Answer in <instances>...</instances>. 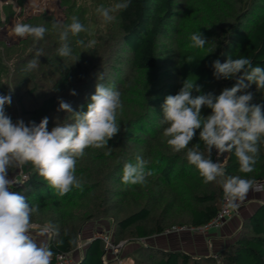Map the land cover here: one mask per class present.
<instances>
[{
	"label": "trees",
	"instance_id": "1",
	"mask_svg": "<svg viewBox=\"0 0 264 264\" xmlns=\"http://www.w3.org/2000/svg\"><path fill=\"white\" fill-rule=\"evenodd\" d=\"M204 1L203 9L213 6L221 21L207 27L208 34L215 31L211 45L203 51L178 48L170 62L162 61L158 45L178 14L177 0H129L126 9L111 13L114 18L105 22V31L98 29L97 18L101 15L96 9L124 0H71L69 9L81 7V23L87 29L68 37L72 56L80 55L74 64L72 57L58 55L62 44L59 38L49 43L50 34L59 36V30H51L53 23L46 17L33 21L34 26L47 29L42 40L29 36L13 50L0 44V94L11 90L12 103L5 106V111L13 122L22 119L26 125L33 121L38 124L48 117L51 130L56 122H72L71 113L57 111L59 99L70 103L75 111H86L97 83L115 85L121 92V131L107 148H87L84 157L77 161L75 174L82 181L81 188L73 187L60 196L30 164L9 170V177L19 172L25 176L11 190L26 196L30 205H39L33 224L58 229V235L52 234L48 241L54 253L51 264H55L56 254L69 255L77 249L87 222L108 221L113 228V242L118 244L159 236L172 227L200 228L219 210L221 185L215 181L205 183L196 167L188 163L187 149L173 153L162 136L166 127L161 123L162 104L168 95L177 94L186 79L195 81L205 94L219 95L224 88L233 87L236 77H214L212 63L217 59L223 63L244 56L251 59L253 66L264 68V0ZM78 40L96 43L89 48L78 45ZM38 49L44 53L39 57L38 68L25 72V65ZM11 59L14 61L10 64ZM44 64L51 74L48 82L40 78L42 70H46ZM175 80L179 83L177 88L171 84ZM70 90L77 94L70 95ZM249 91L253 93L251 103L264 105V90L257 91L252 85ZM201 114L210 115L211 109L203 107ZM196 144L207 156L199 130L189 147ZM259 149L250 173L240 172L234 151L219 156L213 151L211 158L224 166L226 177L263 181L264 142ZM137 155L148 161L145 171L152 174L147 176L145 185L124 184L123 167L125 163H135ZM104 254L103 242L94 238L75 264H102ZM217 255L219 264H264V204L242 220L236 240ZM131 259L133 264H217L212 256H190L145 245L136 249Z\"/></svg>",
	"mask_w": 264,
	"mask_h": 264
},
{
	"label": "clouds",
	"instance_id": "2",
	"mask_svg": "<svg viewBox=\"0 0 264 264\" xmlns=\"http://www.w3.org/2000/svg\"><path fill=\"white\" fill-rule=\"evenodd\" d=\"M128 6L129 0H124L111 7L101 5L96 11L105 22H110L114 18L112 12ZM71 21L59 33L62 44L57 52L60 57H72L74 64L80 55L78 58L72 56L67 43L69 33L76 36L87 29L76 16ZM46 31L42 25L16 22L9 35L42 40ZM190 39L194 48H204L208 43L200 32L193 33ZM77 43L90 48L96 42L85 44L78 40ZM43 54V49H38L24 71L38 68L39 57ZM212 67L217 80L236 77L235 85L214 95L202 93L195 81L184 80L177 94L168 95L162 104L161 123L166 125L162 136L173 153L187 149L188 163L196 167L205 183L218 182L227 206L235 208L253 190L254 181L241 176L226 177L224 166L213 161L211 153L215 151L219 156L234 151L240 172L254 170L259 145L264 142V105L251 103L253 93L249 89L255 85L257 91L264 90V68L253 66L251 59L244 56L229 58L223 63L217 59ZM194 91L196 95H193ZM76 94L75 90H70V95ZM11 103V90L9 94H0V264H51L54 253L49 244L33 234L32 217L38 214L39 205H30L26 196L11 190L15 180L9 178V170L30 164L60 196L73 187L81 188L82 181L75 174L77 161L84 157L87 148H107L109 141L121 131L118 122V110L123 108L121 92L115 85L97 83L86 111H75L70 103L59 99L57 111L71 113L72 122H56L51 130L48 117L38 124L33 121L26 125L22 119L13 122L5 111V106ZM203 107L211 109V114L203 116ZM197 130L207 156L199 144L189 147ZM147 163L140 155L135 157V163H125L122 183L145 185L147 176L152 174L145 171ZM52 234L58 235V229L51 225L40 229L41 236ZM62 243L58 241V244Z\"/></svg>",
	"mask_w": 264,
	"mask_h": 264
},
{
	"label": "rangeland",
	"instance_id": "3",
	"mask_svg": "<svg viewBox=\"0 0 264 264\" xmlns=\"http://www.w3.org/2000/svg\"><path fill=\"white\" fill-rule=\"evenodd\" d=\"M6 3L8 4H5L4 0H0V44L9 50L20 47L28 38H19L9 35L10 29L16 22H24L34 25L33 21L36 18L46 17L51 23H53L52 25L50 24L51 30H59V35L63 26L66 25V23L68 24V21L69 24L72 22L71 18L73 16H76L80 22L82 21V9L79 5L71 10L69 9L71 0H6ZM204 6L206 5L203 0H177L176 11L178 14L176 15V18H174L172 27L167 29L168 34L161 38L158 45L159 50L162 53V61L170 62V57H172V54L178 48L188 47L194 50L203 51L204 48L211 45L210 39L214 37L215 31H213V34H208L210 33V28L207 27L213 22L217 21L218 23V12L213 6L203 9ZM97 19L99 22V31H105L106 26L103 17L99 16ZM196 32L202 33L209 41L204 48L191 47L192 41L190 37ZM55 34L56 33L50 34V44L59 40V36H56ZM70 34L71 33H69V35ZM12 55H14V53L10 56ZM13 61L14 59H11L9 63L11 64ZM43 68H46V70H42L40 78L45 82H48L51 77L50 71H47L49 67L44 64ZM173 82L174 83L171 84L177 88L179 85L178 81L175 80ZM15 175L9 178L11 179ZM41 228L42 227H40V229ZM107 233L113 241V228L108 221L87 222L83 226L82 233L78 238V246L75 250L76 253H74L76 259L73 260L71 257L72 264H75L78 261L79 257L82 255L84 247H86L93 238L101 237ZM108 236L107 238H109ZM141 245L147 246L145 241L143 242L142 240L124 241L117 244L118 252H120L123 259V264H133L131 255ZM109 259V264H116L111 256H109Z\"/></svg>",
	"mask_w": 264,
	"mask_h": 264
},
{
	"label": "crops",
	"instance_id": "4",
	"mask_svg": "<svg viewBox=\"0 0 264 264\" xmlns=\"http://www.w3.org/2000/svg\"><path fill=\"white\" fill-rule=\"evenodd\" d=\"M262 204H264V190L257 192L250 190L246 198L238 202L236 212L226 220L221 229H209L203 233L190 231L164 233L142 241H145L148 247L161 251H179L190 256L213 257L236 240L242 220L249 217ZM33 234L35 238L46 240L48 243V236H41L40 229L33 230ZM74 253L76 252L71 253L69 258L75 260Z\"/></svg>",
	"mask_w": 264,
	"mask_h": 264
},
{
	"label": "built area",
	"instance_id": "5",
	"mask_svg": "<svg viewBox=\"0 0 264 264\" xmlns=\"http://www.w3.org/2000/svg\"><path fill=\"white\" fill-rule=\"evenodd\" d=\"M5 4L6 0H4ZM224 162V160H222ZM12 179V178H11ZM13 179L15 180V184L13 186H16L18 183H20L22 180L25 179V176L22 175L20 172L17 174V176H14ZM264 190V180L263 181H256L254 182L253 190L252 191H261ZM223 192V189H222ZM236 212V207L231 208L228 207L226 204V201L224 199V195H222V201L221 206L217 213L214 215L212 219H210L205 225H203L200 228H191V227H172L169 230H166L164 233H171V232H179V231H190V232H199L203 233L208 231L209 229H221L226 220L232 217V215ZM34 228L33 230H39L40 226L37 224H33ZM163 233V234H164ZM109 234L102 235L101 237H98L103 242L104 248H105V254L101 257V263L102 264H109V256L113 258V261L116 264H123V259L121 257L120 252H118L117 244H114L111 240V237L108 236ZM49 238L51 235H47ZM107 236L109 238H107ZM97 238V237H96ZM121 246V245H120ZM70 255V254H69ZM69 255L66 254H56L54 257L55 264H72L71 258H69ZM109 255V256H107ZM213 258L215 259L216 263H220V257L218 255H213Z\"/></svg>",
	"mask_w": 264,
	"mask_h": 264
}]
</instances>
